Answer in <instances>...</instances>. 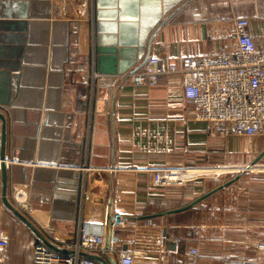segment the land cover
I'll use <instances>...</instances> for the list:
<instances>
[{
  "label": "crops",
  "instance_id": "obj_1",
  "mask_svg": "<svg viewBox=\"0 0 264 264\" xmlns=\"http://www.w3.org/2000/svg\"><path fill=\"white\" fill-rule=\"evenodd\" d=\"M36 1L41 6V0ZM184 1L187 0L180 3ZM94 10L95 0H49L50 21L65 23L76 31L78 54L88 52ZM0 16V55L6 57L14 52L10 47L17 45V41L3 34L14 33L17 24L15 19H9L11 14ZM239 18L249 21L248 31L257 47L264 48V0H189L159 29L150 44V57L177 62L186 55L201 58L233 48L234 21ZM126 64L128 71L137 65L131 60ZM94 85L90 113L75 112L76 85L65 80L62 88L61 112L74 114L71 141L83 142L86 152L87 168L82 170L85 179L75 222L56 229L50 226V213L36 204L28 203L26 210L21 209L17 193L20 192L19 197L25 194L29 202L27 186L9 184L11 203L60 247L77 239L81 225L101 232L109 205L114 215L125 217L123 226L115 229L114 243L122 245L133 239L135 264H156L162 252L164 264H187L188 247L198 250L199 264L255 258L257 244L264 242V218L253 224L258 228L254 246L246 241L229 246L226 233L219 238L208 237L207 225L199 222L201 213L210 208V195L186 209L171 211L208 191L210 181L203 177L207 171L250 164L264 149V133L252 137L219 134L206 122L195 120L193 105L183 97L177 76H161L151 87L107 77L96 79ZM24 98L30 100L32 95L25 93ZM8 137L11 142V125ZM19 137L24 138L23 132ZM156 169L195 173L179 177L169 185H156L153 183ZM146 220L154 221L156 227L143 226ZM160 231L180 239L177 254L171 244L159 249ZM0 234L8 242L5 251L0 252V264H31L35 237L3 206L1 194ZM245 245L252 250L246 251Z\"/></svg>",
  "mask_w": 264,
  "mask_h": 264
},
{
  "label": "water",
  "instance_id": "obj_2",
  "mask_svg": "<svg viewBox=\"0 0 264 264\" xmlns=\"http://www.w3.org/2000/svg\"><path fill=\"white\" fill-rule=\"evenodd\" d=\"M180 1L95 0L89 49L86 54H78L76 31L65 23L50 21L49 0H41V6L36 0H0V15L11 14L9 19H15L17 24L14 33L3 34L17 41V45L10 47L14 52L6 57L0 55L1 201L34 235L35 244L42 242L58 253H73L49 241L8 198L10 183L27 186L28 203L50 213L51 227L63 229L77 218L85 179L82 170L87 168L86 152L83 142L71 141L74 114L61 112L63 81L77 86L75 112L90 113L95 86L92 73L122 74L128 71V60L137 63L128 72L141 68L150 57V44L159 29L189 0ZM25 93H30L32 98L26 100ZM21 131L23 139L19 137ZM263 156L264 149L245 168L255 166ZM239 176L171 212L188 208L230 185ZM109 210L107 205L105 247L110 241L111 223L116 218ZM79 255L100 264H115L112 257L83 251Z\"/></svg>",
  "mask_w": 264,
  "mask_h": 264
},
{
  "label": "built area",
  "instance_id": "obj_3",
  "mask_svg": "<svg viewBox=\"0 0 264 264\" xmlns=\"http://www.w3.org/2000/svg\"><path fill=\"white\" fill-rule=\"evenodd\" d=\"M249 21L239 18L234 21L235 45L224 48L207 57L183 56L177 62L159 56H151L146 63L133 73L128 71L116 75L92 73V79L107 77L113 81L124 80L135 86H153L161 76H177L180 79L182 95L193 105L194 118L204 121L212 131L219 134H233L237 137H252L264 132V48L248 31ZM9 162H6L7 167ZM182 172V173H180ZM187 171L156 169L153 171V183L169 185ZM17 193L21 209L28 208L25 194ZM110 214L115 218L110 226V241L104 245V222L101 232H94L85 226H79L77 239L70 245L61 247L71 250V254H62L49 249L42 242L33 246L31 264H100L95 260L79 255L80 251L94 253L104 258H115V264H135L137 253L133 249L134 240L124 244H115V229L123 226L124 218ZM143 226L156 227L152 220L143 222ZM172 245L178 253L180 239L170 238L160 231L157 246L165 249ZM8 246L7 239L0 234V252ZM188 263L199 264V253L194 247L187 248ZM162 252L156 264H164ZM220 264H264V242L257 244V256L248 259H227Z\"/></svg>",
  "mask_w": 264,
  "mask_h": 264
},
{
  "label": "rangeland",
  "instance_id": "obj_4",
  "mask_svg": "<svg viewBox=\"0 0 264 264\" xmlns=\"http://www.w3.org/2000/svg\"><path fill=\"white\" fill-rule=\"evenodd\" d=\"M237 174L240 176L236 181L218 190L216 195L209 196L212 201L210 208L201 213L199 222L207 225L208 237L219 238L226 233L228 240L225 241H228L229 246H235L238 241L253 245L258 230L253 224L257 219L264 218V158L249 168L228 167L223 171H207L203 177L210 181L207 185L210 191ZM245 250L250 251L252 248L245 245Z\"/></svg>",
  "mask_w": 264,
  "mask_h": 264
},
{
  "label": "bare ground",
  "instance_id": "obj_5",
  "mask_svg": "<svg viewBox=\"0 0 264 264\" xmlns=\"http://www.w3.org/2000/svg\"><path fill=\"white\" fill-rule=\"evenodd\" d=\"M180 173H182V172H180ZM195 172L194 171H187L185 174H179V175H177V178H179V177H182V176H187L188 174H194Z\"/></svg>",
  "mask_w": 264,
  "mask_h": 264
}]
</instances>
